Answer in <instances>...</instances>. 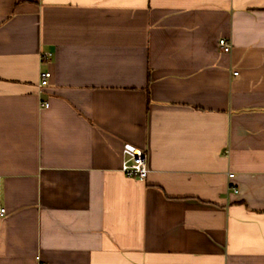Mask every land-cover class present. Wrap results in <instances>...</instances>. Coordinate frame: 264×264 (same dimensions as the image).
I'll return each instance as SVG.
<instances>
[{"label": "crops", "instance_id": "obj_1", "mask_svg": "<svg viewBox=\"0 0 264 264\" xmlns=\"http://www.w3.org/2000/svg\"><path fill=\"white\" fill-rule=\"evenodd\" d=\"M0 206V264H264V0H0Z\"/></svg>", "mask_w": 264, "mask_h": 264}, {"label": "built area", "instance_id": "obj_2", "mask_svg": "<svg viewBox=\"0 0 264 264\" xmlns=\"http://www.w3.org/2000/svg\"><path fill=\"white\" fill-rule=\"evenodd\" d=\"M218 46L223 52H229L231 49V44L226 38H220L218 40ZM49 56V54H44L43 57ZM237 72H235L236 74ZM51 76L50 71H42L40 73V86H46L48 84L49 78ZM44 106H48V102L43 103ZM123 163L122 171L130 177L145 179L148 173L147 168V158L144 150L138 148L130 143H125L123 145ZM6 214V209L0 206V218Z\"/></svg>", "mask_w": 264, "mask_h": 264}]
</instances>
